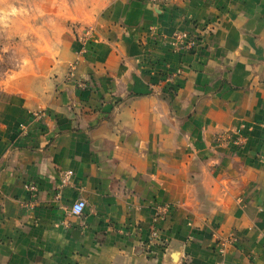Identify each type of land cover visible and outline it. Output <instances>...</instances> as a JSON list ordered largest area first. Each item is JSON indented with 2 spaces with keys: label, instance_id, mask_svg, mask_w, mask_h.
<instances>
[{
  "label": "crops",
  "instance_id": "crops-1",
  "mask_svg": "<svg viewBox=\"0 0 264 264\" xmlns=\"http://www.w3.org/2000/svg\"><path fill=\"white\" fill-rule=\"evenodd\" d=\"M92 18L0 90V264H264V0Z\"/></svg>",
  "mask_w": 264,
  "mask_h": 264
},
{
  "label": "rangeland",
  "instance_id": "rangeland-1",
  "mask_svg": "<svg viewBox=\"0 0 264 264\" xmlns=\"http://www.w3.org/2000/svg\"><path fill=\"white\" fill-rule=\"evenodd\" d=\"M108 1L0 0V90L10 85L13 75L44 67L33 61L43 57L67 30L83 42L92 28V16Z\"/></svg>",
  "mask_w": 264,
  "mask_h": 264
},
{
  "label": "built area",
  "instance_id": "built-area-1",
  "mask_svg": "<svg viewBox=\"0 0 264 264\" xmlns=\"http://www.w3.org/2000/svg\"><path fill=\"white\" fill-rule=\"evenodd\" d=\"M153 1H157V0H153ZM167 41L174 51H189V52L196 50L202 43V40L199 37H197V35H193L190 32H184V31L182 32L179 31V32L174 33L172 36L167 38ZM35 116L40 117L41 114L35 113ZM244 139L245 137H240L239 139H236L235 143L240 144L243 142ZM68 175L69 174H67V176ZM26 187L32 192L33 195H35L38 190L35 184H28L26 185ZM86 205L87 204L85 200L79 199L72 205L71 212L75 215H81L84 212ZM77 208H79V211H76ZM165 212H166V209L163 208L162 212H160L161 215H159L155 221L159 222V220H161V217L163 216V213ZM156 222H155V225L152 226L150 230L151 231V242H158V240L160 239L159 229L157 227ZM235 242H237V237L236 235H233V234L226 238H221L217 244L218 254L220 256H223L226 253L228 246ZM181 263L182 264H193L190 256L187 253L181 257ZM218 264H224V262L219 261Z\"/></svg>",
  "mask_w": 264,
  "mask_h": 264
},
{
  "label": "clouds",
  "instance_id": "clouds-1",
  "mask_svg": "<svg viewBox=\"0 0 264 264\" xmlns=\"http://www.w3.org/2000/svg\"><path fill=\"white\" fill-rule=\"evenodd\" d=\"M76 211H79V208H77Z\"/></svg>",
  "mask_w": 264,
  "mask_h": 264
}]
</instances>
